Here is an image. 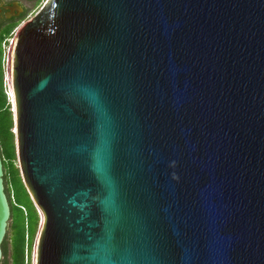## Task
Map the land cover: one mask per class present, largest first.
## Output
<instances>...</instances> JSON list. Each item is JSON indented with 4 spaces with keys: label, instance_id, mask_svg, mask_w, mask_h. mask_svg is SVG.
<instances>
[{
    "label": "water",
    "instance_id": "1",
    "mask_svg": "<svg viewBox=\"0 0 264 264\" xmlns=\"http://www.w3.org/2000/svg\"><path fill=\"white\" fill-rule=\"evenodd\" d=\"M5 74L31 264H264V0H47Z\"/></svg>",
    "mask_w": 264,
    "mask_h": 264
},
{
    "label": "trees",
    "instance_id": "2",
    "mask_svg": "<svg viewBox=\"0 0 264 264\" xmlns=\"http://www.w3.org/2000/svg\"><path fill=\"white\" fill-rule=\"evenodd\" d=\"M39 5L42 0H27ZM28 9L17 18L0 16V156L3 163L5 193L10 205V218L2 242L1 264H31L33 242L39 214L20 176L13 132V114L5 80L4 54L14 29L27 17Z\"/></svg>",
    "mask_w": 264,
    "mask_h": 264
},
{
    "label": "flooded vegetation",
    "instance_id": "3",
    "mask_svg": "<svg viewBox=\"0 0 264 264\" xmlns=\"http://www.w3.org/2000/svg\"><path fill=\"white\" fill-rule=\"evenodd\" d=\"M24 12V7L16 0H0V16L5 19L19 17Z\"/></svg>",
    "mask_w": 264,
    "mask_h": 264
},
{
    "label": "rangeland",
    "instance_id": "4",
    "mask_svg": "<svg viewBox=\"0 0 264 264\" xmlns=\"http://www.w3.org/2000/svg\"><path fill=\"white\" fill-rule=\"evenodd\" d=\"M16 1H19L21 3V5L23 7H26L28 9L27 11V17L25 20H23L13 31L11 37H10V40L8 41V44L5 48V54H4V57H5V60H4V70H6V59H7V55H8V50H9V47H10V44H11V41L12 39L14 38L17 30L19 29V27L27 20H29L33 15H35L39 9L42 7V5L47 1V0H42L41 3L39 5H34L33 3H29L27 0H16ZM5 80H6V74H5ZM9 94V93H8ZM31 260H32V256H31Z\"/></svg>",
    "mask_w": 264,
    "mask_h": 264
}]
</instances>
